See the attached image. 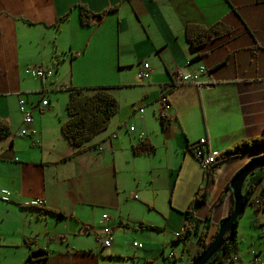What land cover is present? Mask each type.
<instances>
[{
    "label": "crops",
    "instance_id": "1",
    "mask_svg": "<svg viewBox=\"0 0 264 264\" xmlns=\"http://www.w3.org/2000/svg\"><path fill=\"white\" fill-rule=\"evenodd\" d=\"M18 2L21 7L0 9V119L10 130L0 136V198L10 194L0 199V264H184L183 258L177 263L175 234L205 184L194 151L199 139L223 152L264 131V0ZM80 4L93 13L89 25L80 21ZM218 22L230 32L188 41V24ZM144 63L150 75L141 78ZM39 65L54 71L36 84L27 69ZM23 66L28 78L20 77ZM200 68L204 85L174 80ZM102 86L120 110L106 129L74 146L61 130L70 90L91 94ZM163 94L172 106L166 125L159 111ZM21 96L32 108L31 124L20 111ZM146 139L155 151L136 153ZM263 154L264 148L255 149L218 169L208 201L196 212L205 220L225 192L211 215V232L233 209L231 178ZM263 187L264 178L257 190ZM37 199L45 206L29 205ZM256 199L264 205L262 192ZM103 214L115 234L110 247L96 243ZM131 241L133 250L125 251ZM166 247L174 257L166 256ZM184 248L190 262L197 249ZM235 253L239 261L224 264H256L238 239ZM255 254L264 264V249Z\"/></svg>",
    "mask_w": 264,
    "mask_h": 264
},
{
    "label": "trees",
    "instance_id": "2",
    "mask_svg": "<svg viewBox=\"0 0 264 264\" xmlns=\"http://www.w3.org/2000/svg\"><path fill=\"white\" fill-rule=\"evenodd\" d=\"M80 9V21L83 25H89L93 13L85 5H78ZM99 15H103L100 13ZM63 19V18H62ZM223 23L218 22L210 27H205L199 24H188L185 28V33L188 41L192 44H199L206 38L212 36H219L230 32V28L222 25ZM120 110V104L118 99L107 90L106 86L97 88L91 94H85L81 89L74 88L70 90V97L67 102L68 119L63 122L61 130L67 140L74 146H81L84 143L90 141L97 133L106 129L113 116ZM162 124L166 125L167 117L161 116ZM10 133L8 122L0 119V136H5ZM264 148V131L263 134L254 139L242 140L235 146L220 153L216 161L204 171L205 184L200 189L194 198L191 200L189 206L184 212V227L180 233L178 240L187 241L190 235L198 237L199 247L188 264H193L211 245L214 237L218 233V228L210 238L211 228V215L214 208L220 204L226 197L225 192H222L215 203L211 206L209 212L206 215L205 220H201L196 217V212L201 205L205 204L211 192L214 189L217 172L221 165L237 156L247 154L255 149ZM136 153H153L155 151L154 146L147 139L141 140L135 148ZM263 155H259L254 159L263 158ZM251 180L247 192L244 194V200L246 207L254 206L251 201L252 195L257 190L259 181L264 178V166L259 167L256 171L251 173ZM230 189V183L227 186ZM262 195H264V187L261 189ZM264 203V202H263ZM246 209V208H245ZM264 209L262 204L257 207V210ZM244 213H241L238 220L235 221L234 227L229 231L225 237L229 238L221 250H219L209 262L214 264H224L231 257L232 253H235L237 234H238V223ZM224 220L221 221V223ZM149 229L154 231H160L161 229L156 226H147Z\"/></svg>",
    "mask_w": 264,
    "mask_h": 264
},
{
    "label": "built area",
    "instance_id": "3",
    "mask_svg": "<svg viewBox=\"0 0 264 264\" xmlns=\"http://www.w3.org/2000/svg\"><path fill=\"white\" fill-rule=\"evenodd\" d=\"M206 70L205 68H200L198 72H178L174 76V80H176L178 83H194L198 85H203L202 82L200 81V75L204 73ZM27 73H29L34 79H43L47 80L53 76V71L50 68L44 67V66H35L32 68L27 69ZM150 75V65L148 63H144L142 68L139 71V76L141 78H146ZM165 88V86L163 87ZM169 88V86H168ZM170 89V88H169ZM48 101L43 100V105H47ZM29 105V102L26 97H20L19 99V107L21 112L25 115V122L28 124H31L33 122L32 118V108L31 107H26ZM171 103L168 98L167 94H163L162 97L160 98V111L165 114L171 109ZM143 111V110H141ZM134 128L131 127V130ZM22 133H27V130H23ZM206 143L205 138H200L199 140V145L197 147L196 151V156L199 160V163L202 167L203 170H207L217 159L219 156L220 152L216 149H209L206 150L204 148L203 144ZM9 192H2L1 200L2 201H8L9 200ZM259 201H257V204ZM29 205L31 206H44L45 202L43 200L37 199V200H32L29 202ZM178 236V233L176 234ZM96 241L98 244L104 246V247H110L114 241V236H113V230L112 227L110 226V217L108 214H103L102 216V226L97 234ZM134 245L141 246V244L134 243ZM174 253H170V257H173ZM239 257L234 255L231 259V262H238ZM255 262H260L259 258L257 256L254 257ZM209 264H214V263H209Z\"/></svg>",
    "mask_w": 264,
    "mask_h": 264
},
{
    "label": "rangeland",
    "instance_id": "4",
    "mask_svg": "<svg viewBox=\"0 0 264 264\" xmlns=\"http://www.w3.org/2000/svg\"><path fill=\"white\" fill-rule=\"evenodd\" d=\"M22 6V3H19L18 0H1L0 1V9L1 11H6L10 7ZM14 49V47H13ZM22 73L20 74L21 78H28L25 76V68L24 66L21 68ZM54 71V70H53ZM30 80H32L34 83L41 84L40 79H32L29 77ZM249 184L247 185L244 183V186L242 188L243 193L245 194L247 192ZM257 197H261V189L254 192L252 195V199H256ZM264 222V210L257 211L256 206H248L246 207V210L242 216V218L239 220L240 226L238 228V234L237 239L239 241L240 248L247 254L248 262L253 259V251H258V248L264 249V225L262 224ZM211 230V228H210ZM215 233V229H212V232H210V238ZM115 235V234H114ZM174 237V235H173ZM177 238V236H175ZM97 243V241H96ZM133 242H126V246L123 248L125 251L133 250ZM98 244V243H97ZM187 245V249L189 251H194L198 249V237L195 235H190L187 238V241L184 242L183 240H179L176 242V246L174 247L177 256L179 257V260L177 263H180V258L184 259V264H187L189 262V255L184 252V246ZM171 247H166V256H168ZM263 255V254H262ZM264 256V255H263ZM246 258V259H247ZM166 260H168L166 258ZM167 264H170L169 261H167ZM155 264H163V259L161 261L155 263Z\"/></svg>",
    "mask_w": 264,
    "mask_h": 264
},
{
    "label": "water",
    "instance_id": "5",
    "mask_svg": "<svg viewBox=\"0 0 264 264\" xmlns=\"http://www.w3.org/2000/svg\"><path fill=\"white\" fill-rule=\"evenodd\" d=\"M261 166H264V157L250 161L231 178L230 189L234 201L232 212L227 219L219 225L218 233L211 245L193 264H206L219 250H221L222 246L227 243L229 238L225 237V235L233 229L235 221H237L239 215L245 211L246 203L242 193V184L255 168Z\"/></svg>",
    "mask_w": 264,
    "mask_h": 264
},
{
    "label": "clouds",
    "instance_id": "6",
    "mask_svg": "<svg viewBox=\"0 0 264 264\" xmlns=\"http://www.w3.org/2000/svg\"><path fill=\"white\" fill-rule=\"evenodd\" d=\"M39 66H42V65H39ZM44 67H45V66H44ZM31 68H32V67H31ZM28 69H29V68H28ZM50 69H51V68H50ZM204 73H205V72H204ZM202 74H203V73H202ZM174 76H175V75H174ZM31 77H32V76H31ZM32 78H33V77H32ZM51 78H52V77H51ZM51 78H49V79H51ZM49 79H47V80H49ZM199 79H200V78H199ZM40 80H43V79H40ZM202 84L204 85L205 83L202 82ZM196 85H198V84H196ZM21 97H24V96H21ZM19 99H20V98H19ZM27 100H28V99H27ZM44 100H46V99H44ZM47 101H48V100H47ZM28 102H29V101H28ZM41 103H42V106H48V105H49V102H48L47 105H43V100H42ZM170 103H171V102H170ZM171 108H172V107H171ZM20 111H21V110H20ZM159 111H160V109H159ZM169 111H170V110H169ZM22 114H23V113H22ZM166 114H167V113L163 114V113L160 111V115H161V116H165V117H167ZM203 138H204V137H203ZM205 139H206V138H205ZM199 140H200V139H199ZM206 142H207V140H206ZM199 145H200V144H199V141H198V146H199ZM198 146H197V147H198ZM200 146H201V145H200ZM203 146H204V148H206V150H209V149H210L209 147H208V148L206 147V143L203 144ZM197 147L194 149V151H195V157H196V158H197V156H196ZM210 150H211V149H210ZM218 151H219V150H218ZM219 152H220V151H219ZM220 153H221V152H220ZM219 155H220V154H219ZM217 158H218V157H217ZM197 160H198V158H197ZM252 160H255V159H252ZM252 160H250V161H252ZM198 161H199V160H198ZM215 161H216V160H215ZM250 161H249V162H250ZM225 162H226V161H225ZM249 162H248V163H249ZM248 163H247V164H248ZM199 164H200V163H199ZM200 166H201V165H200ZM201 168H202V167H201ZM257 168H259V167H257ZM255 169H256V168H255ZM255 169H254V170H255ZM202 170H203V169H202ZM254 170H253V171H254ZM203 171H205V170H203ZM229 190H230V192H231V194H232L231 189H229ZM242 193H243V192H242ZM243 195H244V193H243ZM1 196H2V195H1ZM0 199H1V198H0ZM251 199H252V198H251ZM251 201L253 202L254 206H256V208H257V207H260V206L262 205V201H261L260 199H254V200L252 199ZM257 201H259L258 204H257ZM44 206H45V205H44ZM44 206H37V207H44ZM245 208H246V206H245ZM231 212H232V211H231ZM231 212H230V213H231ZM244 212H245V211H244ZM244 212H243V213H244ZM229 215H230V214H229ZM229 215H228V216H229ZM228 216H227V217H228ZM226 219H227V218H226ZM226 219H225V220H226ZM220 224H221V223H220ZM110 226H111V225H110ZM218 229H219V228H218ZM112 230H113V228H112ZM113 231H114V230H113ZM181 232H182V231H181ZM181 232H177V233H178L177 239H178V237H179V235H180ZM98 233H99V232H98ZM177 233H176V234H177ZM176 234H175V236H176ZM113 236H114V232H113ZM96 237H97V235H96ZM214 238H215V237H214ZM113 242H114V241H113ZM136 243H137V242H136ZM112 244H113V243H112ZM138 244H139V243H138ZM98 245H100V244H98ZM100 246H102V245H100ZM135 246H137V245H135ZM102 247H104V246H102ZM138 247H140V246H138ZM170 253H171V252H170ZM170 253H169V256H170ZM172 253H174V252H172ZM259 254H260V253H259ZM259 254H255V255L253 256V259H252V261H253L254 263H256V264L261 263V260H260ZM234 255L238 256L236 253H234V254L232 255V257H233ZM174 256H175V254H174ZM174 256H173V257H174ZM255 256H257V257L259 258L260 262H255V261H254V257H255ZM232 257L228 260V262H229V263H236V262H231ZM238 257H239V256H238ZM171 258H172V257H171ZM239 259H240V258H239ZM209 261H210V260H209ZM209 261H208L206 264L212 263V262H209Z\"/></svg>",
    "mask_w": 264,
    "mask_h": 264
}]
</instances>
